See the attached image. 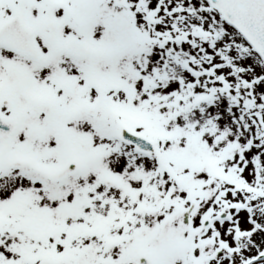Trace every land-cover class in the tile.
<instances>
[{"label":"snow or ice","instance_id":"1","mask_svg":"<svg viewBox=\"0 0 264 264\" xmlns=\"http://www.w3.org/2000/svg\"><path fill=\"white\" fill-rule=\"evenodd\" d=\"M0 264H264V0H0Z\"/></svg>","mask_w":264,"mask_h":264}]
</instances>
